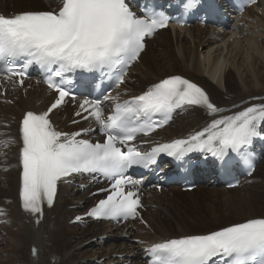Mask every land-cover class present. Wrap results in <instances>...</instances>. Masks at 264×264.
<instances>
[{
  "label": "snow or ice",
  "instance_id": "6c2138e0",
  "mask_svg": "<svg viewBox=\"0 0 264 264\" xmlns=\"http://www.w3.org/2000/svg\"><path fill=\"white\" fill-rule=\"evenodd\" d=\"M185 6H195V0ZM170 19L155 9L137 15L128 0H61L54 11L0 14V76L22 86L28 70L35 66L45 74L48 88L58 94L46 111H27L19 128V198L23 210L38 217L36 223L44 205L53 206L58 182L73 174H96L110 182V188L99 190L108 193L106 198L98 200L87 216L127 219L136 218L142 205L138 190L128 187L136 188L137 182L126 171L134 165L149 167L162 153L176 160L192 152H207L218 159L236 154L252 166L253 157L246 149L261 136L258 126L264 124V103L216 118L223 109L202 87L180 75L162 79L123 101L106 95L104 100L112 102L111 114L106 117L102 100L81 101L76 115L87 113L84 119L93 118L103 142L80 138L92 129L68 133L54 127L50 113L71 95L63 87L66 74L100 73L120 87L126 81L127 69L145 49V39L167 28ZM190 106H198L212 117L202 130L186 139L158 144L150 152L138 151L130 144L168 124L177 109ZM157 114L161 119H153ZM9 142L15 141L9 138L0 141V146L8 147ZM4 214L0 209V215ZM145 251L149 264H264V218L206 234L165 239Z\"/></svg>",
  "mask_w": 264,
  "mask_h": 264
},
{
  "label": "bare ground",
  "instance_id": "6f19581e",
  "mask_svg": "<svg viewBox=\"0 0 264 264\" xmlns=\"http://www.w3.org/2000/svg\"><path fill=\"white\" fill-rule=\"evenodd\" d=\"M3 1L0 0V7L12 9L10 2L3 4ZM258 8L261 9L260 13L254 14L249 11L251 8L245 12L243 16H247L245 26L237 34H232L233 44L222 49L217 48L215 50L217 53L213 57L204 56L203 61L198 54H204V51L198 53V46L204 44L202 49H209V44L206 37L200 36H211L215 40L225 33L221 35L209 27L197 26L186 28V35H182V32L172 33V37L168 35L163 40L160 39L155 46L151 43L146 48L149 59L144 63L145 54L140 56L139 75L131 90L138 92L166 74H181L184 77H192L201 84L218 107H225L224 112H230L229 110L237 105L242 107L264 103V0H259ZM181 36L183 37L180 39ZM236 36L241 39H237ZM191 42L195 45L192 53L186 46ZM171 43L173 49L176 48L177 56L170 50ZM6 95L12 97L14 101L10 105L0 100V141H9V138H12L15 142H9L8 147L0 149V209L5 213L0 215V242L6 248L3 251L4 248L1 247L2 253L7 254L5 264H75V254L70 253L73 231L68 223L76 216L82 217L79 220L82 223L80 234L87 239L100 236L104 232L115 237L110 244L109 253L98 255L99 258L107 256L114 264H142L139 261L138 250L136 251L138 245L126 240L120 226L111 221L93 222L84 217L85 210L96 198L93 193L99 189V181H91L88 186H84V182H87L85 179L75 178L72 182L62 185L53 206L43 211V219L39 223H36L35 218L22 212L18 200L17 152L20 146L18 121L26 110L43 109L50 99L45 97L39 86L31 87L24 95L19 93L15 97V91H7ZM60 116L62 115H53L52 118L55 120ZM174 118L170 127L159 132H166L161 134L163 137L171 138L176 135L184 137L193 130H202L201 127L212 117L204 110L191 106L179 109ZM260 150L264 151V142ZM263 166L264 158L250 179L238 186V190L232 189L237 194L233 191L227 192L224 188L217 189L219 186L216 184L197 189L191 198L181 197L179 192H175L173 197L154 194L156 208L145 213L147 228L140 227L132 237L142 240L144 245H149L158 239L175 234L206 233L231 223L264 217V171L261 169ZM206 200L210 207L196 208ZM186 207L195 209L201 217L195 216ZM212 210L216 212L217 220L207 222L209 218L213 220ZM191 218L193 220H190ZM232 218L236 221L232 222ZM79 221L76 220L78 223ZM61 225L64 227L63 230ZM128 232L129 230L126 231ZM33 249L36 250L35 253ZM106 262L103 261L101 264Z\"/></svg>",
  "mask_w": 264,
  "mask_h": 264
},
{
  "label": "rangeland",
  "instance_id": "374dc122",
  "mask_svg": "<svg viewBox=\"0 0 264 264\" xmlns=\"http://www.w3.org/2000/svg\"><path fill=\"white\" fill-rule=\"evenodd\" d=\"M212 29V28H211ZM213 31H215V29H212ZM216 33H218L217 31H215ZM220 34V33H218ZM222 35V34H221ZM189 38V36H187ZM232 37V36H231ZM189 40V39H187ZM192 43V42H191ZM171 52L175 54V56H177V53H175L173 50V43H171ZM175 48V47H174ZM217 49V48H216ZM215 49V50H216ZM205 50V49H203ZM217 52V51H216ZM149 59V54H145L144 57H143V62L145 63L146 60ZM139 70H140V67L138 69V74L135 75V79L136 77L139 75ZM183 70L181 69V72ZM177 73H179V71H176ZM232 72V71H231ZM206 76V75H205ZM207 77V76H206ZM208 78V77H207ZM264 88V87H263ZM263 171H264V166L262 167ZM217 189H220V188H217ZM236 192V191H235ZM233 192V193H235ZM195 192H193L188 198H191L192 195L194 194ZM243 193V191H242ZM227 194V193H225ZM237 194V193H235ZM204 204H207L208 207H210L211 205L206 201L203 202ZM223 204V203H222ZM187 208V207H186ZM189 209V211H191L195 216L197 217H201V215H199L198 212L195 211V209H190V208H187ZM198 209V208H197ZM226 211V210H225ZM211 219L213 220H210V218L207 220V222H211V221H215L217 220L216 218V212L214 210L211 211ZM257 216H261V215H257ZM190 220H193V218H191ZM232 222L236 221V219L232 218L231 219ZM80 223V222H79ZM79 223H76V222H69L68 224L71 226V231L72 232V239H71V243L70 245L72 246L71 248V252L70 253H74L75 254V257L76 258V263L75 264H88L86 262H89V264H101L103 261H107L105 264H114L112 263L111 261H109L108 257L107 256H103L101 258H99L98 255H101L105 252L109 253L111 247H110V244L115 240V237L113 235H109L108 232H104L103 234H101L100 236H94L92 237L91 239H87L84 235L80 234V228L82 227V225L80 224L78 226ZM208 224V223H206ZM219 225H223V224H219ZM63 226L61 225V230H63L62 228ZM75 232V233H74ZM74 233V234H73ZM1 235V233H0ZM1 239V237H0ZM79 244V245H78ZM3 246V247H2ZM4 248L5 246L0 242V264H5L6 263V255L5 253H2L3 251L6 250V248L3 249V251L1 250L2 248ZM108 247V248H107ZM100 248V249H99ZM98 249V250H97ZM77 255V256H76ZM5 257V258H4ZM81 257L82 259H77ZM119 259V258H118ZM120 262V261H119Z\"/></svg>",
  "mask_w": 264,
  "mask_h": 264
}]
</instances>
